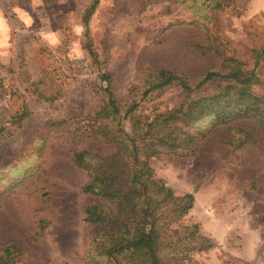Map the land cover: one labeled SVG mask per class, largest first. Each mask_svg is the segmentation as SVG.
I'll return each mask as SVG.
<instances>
[{"label": "rangeland", "instance_id": "1", "mask_svg": "<svg viewBox=\"0 0 264 264\" xmlns=\"http://www.w3.org/2000/svg\"><path fill=\"white\" fill-rule=\"evenodd\" d=\"M92 1L20 0L30 26L15 21L11 50L0 56V126L29 111L0 141V248L18 245L17 264H85L98 227L83 220L91 175L74 157L109 149L76 126L106 103L107 90L125 107L157 71L196 79L229 57L252 68L264 48V0H220L224 10L209 24L197 13L205 0H98L85 23ZM179 94L173 83L143 104L162 112ZM240 125L259 137L254 120ZM150 166L176 195L194 196L185 223L215 243L195 264H264L260 146L232 150L214 138L194 156L154 157ZM40 219L49 222L42 233Z\"/></svg>", "mask_w": 264, "mask_h": 264}, {"label": "trees", "instance_id": "2", "mask_svg": "<svg viewBox=\"0 0 264 264\" xmlns=\"http://www.w3.org/2000/svg\"><path fill=\"white\" fill-rule=\"evenodd\" d=\"M97 5L93 0L85 23ZM224 7L220 0H205L197 13L209 24ZM253 59L249 68L242 60L223 58L196 79L157 71L139 100L121 107L107 90L106 103L79 122L76 130L109 149L105 154L80 151L74 157L76 166L91 175L83 188L92 197L83 220L98 227L85 264H195L196 256L215 246L197 224L185 223L193 194L176 195L155 178L150 160L194 156L214 138L232 150L260 146L264 151V48L255 50ZM173 83L180 88L176 107L161 112L144 106L145 97ZM28 115L23 106L1 125L0 141L20 129ZM250 120L259 137L240 125ZM48 225L40 219L39 232ZM23 254L18 245L8 244L0 248V264H17Z\"/></svg>", "mask_w": 264, "mask_h": 264}, {"label": "crops", "instance_id": "3", "mask_svg": "<svg viewBox=\"0 0 264 264\" xmlns=\"http://www.w3.org/2000/svg\"><path fill=\"white\" fill-rule=\"evenodd\" d=\"M12 10L13 14H8ZM7 10V11H6ZM15 21L29 28L31 18L27 13V7L20 0H9L7 3L0 2V56L5 58L12 47L14 34L18 32Z\"/></svg>", "mask_w": 264, "mask_h": 264}]
</instances>
